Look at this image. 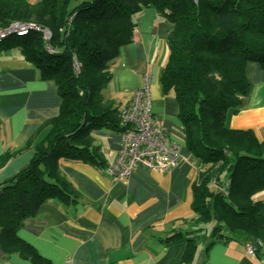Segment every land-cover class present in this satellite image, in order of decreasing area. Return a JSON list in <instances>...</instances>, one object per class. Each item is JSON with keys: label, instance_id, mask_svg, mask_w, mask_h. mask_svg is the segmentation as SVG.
Wrapping results in <instances>:
<instances>
[{"label": "trees", "instance_id": "1", "mask_svg": "<svg viewBox=\"0 0 264 264\" xmlns=\"http://www.w3.org/2000/svg\"><path fill=\"white\" fill-rule=\"evenodd\" d=\"M145 7L173 24L160 82L164 94H175L188 149L198 161L191 218L197 228L189 235L214 222L204 235L207 249L238 240L260 243L256 257L264 254V201L256 197L264 190V140L226 124L228 111L238 112L248 92L246 64L264 67V0H0V27L20 21L43 28L7 38L0 51L19 48L41 78L56 83L61 98L59 115L42 138L29 142L34 152L28 165L0 183L3 256L18 253L31 264H53L18 231L47 200L78 201L62 159L105 164L92 129L124 131L121 108L103 91L113 62L133 41V16ZM15 154L4 152L0 168ZM196 251L197 239H188L182 263H192Z\"/></svg>", "mask_w": 264, "mask_h": 264}, {"label": "crops", "instance_id": "2", "mask_svg": "<svg viewBox=\"0 0 264 264\" xmlns=\"http://www.w3.org/2000/svg\"><path fill=\"white\" fill-rule=\"evenodd\" d=\"M133 17V41L113 62V77L103 93L122 109L149 75L153 112L168 130L170 140L179 143V163L165 171L138 166L123 178L114 176L107 165L118 154L122 132L94 128V144L99 146L105 164L62 159L61 170L80 192L78 201L65 204L47 200L37 215L24 221L18 235L53 264H186L181 260L188 239H197L190 264H264V254L250 256L238 240L216 241L207 249L205 225L189 235L197 228L191 218L198 161L188 149L175 94H164L160 82L173 24L154 7H145ZM245 75L248 92L238 112L228 111L226 124L232 129L252 130L262 141L264 67L249 61ZM60 108L54 81L41 78L39 69L25 60L19 48L0 51V157L7 151L16 152L0 168V183L28 165L34 152L29 142L42 138ZM256 197L264 201V190ZM176 233L181 234L171 237ZM0 264L31 263L18 253L7 257L0 253Z\"/></svg>", "mask_w": 264, "mask_h": 264}, {"label": "built area", "instance_id": "3", "mask_svg": "<svg viewBox=\"0 0 264 264\" xmlns=\"http://www.w3.org/2000/svg\"><path fill=\"white\" fill-rule=\"evenodd\" d=\"M41 30L33 22L15 21L0 27V42L11 36H23L31 30ZM44 34L50 33L44 29ZM79 65L75 64L78 72ZM150 76L146 75L142 86L134 91L130 104L121 109L122 143L112 163L107 165L108 171L117 177L129 175L136 167L143 166L150 170L165 171L179 163L180 145L170 140L168 130L159 124L152 109V93ZM248 254L256 257L257 246L245 245Z\"/></svg>", "mask_w": 264, "mask_h": 264}, {"label": "rangeland", "instance_id": "4", "mask_svg": "<svg viewBox=\"0 0 264 264\" xmlns=\"http://www.w3.org/2000/svg\"><path fill=\"white\" fill-rule=\"evenodd\" d=\"M43 29V28H42ZM34 30H36V29H34ZM44 32V31H43ZM28 34V33H27ZM12 38H13V36H11ZM14 37H16V36H14ZM205 226H207L208 227V232H209V234H210V232H211V230L213 229V227H214V222H208Z\"/></svg>", "mask_w": 264, "mask_h": 264}, {"label": "water", "instance_id": "5", "mask_svg": "<svg viewBox=\"0 0 264 264\" xmlns=\"http://www.w3.org/2000/svg\"><path fill=\"white\" fill-rule=\"evenodd\" d=\"M256 246L258 247V249H262V245L260 243H257Z\"/></svg>", "mask_w": 264, "mask_h": 264}]
</instances>
